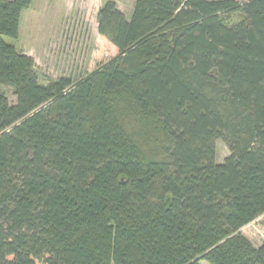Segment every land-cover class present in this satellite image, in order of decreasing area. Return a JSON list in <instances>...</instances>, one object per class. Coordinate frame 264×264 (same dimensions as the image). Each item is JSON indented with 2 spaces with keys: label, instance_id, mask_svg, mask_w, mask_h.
I'll return each instance as SVG.
<instances>
[{
  "label": "trees",
  "instance_id": "16d2710c",
  "mask_svg": "<svg viewBox=\"0 0 264 264\" xmlns=\"http://www.w3.org/2000/svg\"><path fill=\"white\" fill-rule=\"evenodd\" d=\"M32 3L0 0V264H264V0L109 1L118 55L46 85L4 40Z\"/></svg>",
  "mask_w": 264,
  "mask_h": 264
},
{
  "label": "rangeland",
  "instance_id": "374dc122",
  "mask_svg": "<svg viewBox=\"0 0 264 264\" xmlns=\"http://www.w3.org/2000/svg\"><path fill=\"white\" fill-rule=\"evenodd\" d=\"M109 1L131 18L135 0H33L23 12L19 37L4 40L35 60L41 84L61 78L79 82L119 53L108 37L99 33L98 14ZM238 20L237 15L231 17L233 23ZM5 92L14 103L13 91ZM229 154L227 146L218 141L216 162L222 164ZM241 233L256 247L264 244V215Z\"/></svg>",
  "mask_w": 264,
  "mask_h": 264
}]
</instances>
